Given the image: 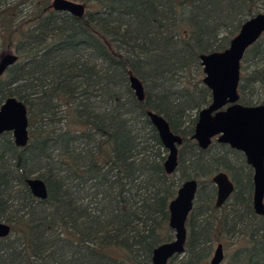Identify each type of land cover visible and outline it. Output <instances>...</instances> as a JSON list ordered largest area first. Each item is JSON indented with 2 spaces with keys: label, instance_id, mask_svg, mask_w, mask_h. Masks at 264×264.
<instances>
[{
  "label": "trees",
  "instance_id": "16d2710c",
  "mask_svg": "<svg viewBox=\"0 0 264 264\" xmlns=\"http://www.w3.org/2000/svg\"><path fill=\"white\" fill-rule=\"evenodd\" d=\"M86 14L51 0H0V56H19L0 80L29 112V142L0 134V264H153L173 239L170 202L183 182L199 183L184 256L169 264H208L216 242L234 245L225 264H264V215L253 207L245 155L192 135L210 104L200 55L225 50L264 0H80ZM143 83L140 101L131 87ZM240 102L264 105V33L241 62ZM164 116L184 140L178 166L147 115ZM235 191L216 206L213 176ZM45 181L36 198L27 179Z\"/></svg>",
  "mask_w": 264,
  "mask_h": 264
},
{
  "label": "water",
  "instance_id": "95a60500",
  "mask_svg": "<svg viewBox=\"0 0 264 264\" xmlns=\"http://www.w3.org/2000/svg\"><path fill=\"white\" fill-rule=\"evenodd\" d=\"M51 8L64 11L75 17L86 14V5L75 0H52ZM264 33V11L247 19L230 45L223 51L200 55L204 71V84L212 91V100L198 114L192 139L202 149H207L214 140L241 151L253 169V207L257 215H264V105H244L240 102L239 84L241 62L246 51ZM19 56L8 52L0 56V80ZM129 81L137 98L143 101L145 89L142 81L130 74ZM148 117L155 126L161 142L168 150L165 170L173 174L178 166L179 146L184 138L175 133L168 120L148 110ZM29 112L26 104L16 97L7 98L0 106V134L11 132L17 146L25 147L30 138ZM217 186L216 206H223L235 191V184L226 172L213 176ZM31 193L38 199L48 198L45 181L38 177L27 179ZM199 183L190 179L182 183L176 197L170 202L169 225L174 238L158 245L152 254L153 264H169L170 260L182 255L188 238L187 221L193 209ZM11 226L0 220V238L11 234ZM225 259L224 245L219 243L210 264H222Z\"/></svg>",
  "mask_w": 264,
  "mask_h": 264
},
{
  "label": "rangeland",
  "instance_id": "374dc122",
  "mask_svg": "<svg viewBox=\"0 0 264 264\" xmlns=\"http://www.w3.org/2000/svg\"><path fill=\"white\" fill-rule=\"evenodd\" d=\"M51 1H52V0H51ZM75 1H79V2H80V0H75ZM174 236H175V234H174ZM173 238H174V237H173ZM218 243H219V242H216L215 245H214V247H213V251H212V254H211L210 258H209L208 264H210V260H211V258H212V256H213L214 252H215V249H216ZM223 245H224L225 259H224V261L222 262V264H225V263L228 261V259H229V256H230L229 254H230V253L232 252V250L234 249V245H230V246H226L225 244H223ZM183 256H184V254L179 255V259H181Z\"/></svg>",
  "mask_w": 264,
  "mask_h": 264
},
{
  "label": "flooded vegetation",
  "instance_id": "af4514ba",
  "mask_svg": "<svg viewBox=\"0 0 264 264\" xmlns=\"http://www.w3.org/2000/svg\"><path fill=\"white\" fill-rule=\"evenodd\" d=\"M210 146H211V145H210ZM210 146H209V147H210ZM209 147H208V148H209ZM208 148H207V149H208ZM218 173H219V172H218ZM230 178H231V177H230ZM231 179H232V178H231ZM212 180H213V178H212ZM232 181H233V180H232ZM213 183H214V182H213ZM214 184H215V183H214ZM216 187H217V186H216ZM198 188H199V186H198ZM221 207H222V206H221ZM218 244H219V243H218Z\"/></svg>",
  "mask_w": 264,
  "mask_h": 264
}]
</instances>
